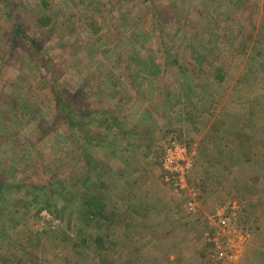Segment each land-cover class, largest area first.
<instances>
[{"label": "rangeland", "instance_id": "1", "mask_svg": "<svg viewBox=\"0 0 264 264\" xmlns=\"http://www.w3.org/2000/svg\"><path fill=\"white\" fill-rule=\"evenodd\" d=\"M172 137L188 192L164 179ZM7 176L0 264H264V0H0ZM79 191L99 225L60 212Z\"/></svg>", "mask_w": 264, "mask_h": 264}, {"label": "trees", "instance_id": "2", "mask_svg": "<svg viewBox=\"0 0 264 264\" xmlns=\"http://www.w3.org/2000/svg\"><path fill=\"white\" fill-rule=\"evenodd\" d=\"M42 4H45L44 1H42ZM51 20L50 18L44 17L39 21V26L41 27V29L43 28H47L50 26ZM14 31H13V39L12 41H18L19 39L24 38V40L26 41V43H28L30 45V47L33 49L34 52L38 53L39 50L42 49L41 45L38 43L36 37L32 36V37H28L26 36L23 30V27L19 24V22H16L14 25ZM48 29V28H47ZM152 69H154L155 71H157V68L155 65H151ZM57 105H59L60 108H62V110L67 107L69 110L72 108L71 107V103L68 100H61L59 98V100L57 99ZM79 114V113H78ZM80 116H87V112L84 113H80ZM117 119V118H116ZM102 125H105L106 122L105 121H99ZM13 183H12V178L10 176H7L2 178L0 180V193L6 192L10 187H12ZM86 194V191H82V192H78V194L76 193H72L69 194L71 195V198L69 200V202H66L62 209H60V212L63 213V211L65 210H70L71 204L75 203V200L77 201V207H76V211L77 214L74 218L75 223H77V225L80 224V226H82L84 229H88L92 224H96L99 225L100 221L97 219L100 218L101 216H103V211L105 209V203L103 202V200H101L100 197H96L95 195H90L89 197ZM39 198V196H38ZM53 200V198L48 197L47 198V203L45 204L44 207L39 208V210L33 215L35 216L40 210L42 209H46L47 211H51V204H49L51 201ZM63 210V211H62ZM72 216V215H70ZM69 216V217H70ZM76 226L75 229H77L78 227ZM77 234H78V241L80 243V245L83 246V248L85 247H90L91 245L93 246L94 244V248L97 249L95 251H103V247H105V242H104V238L100 237V236H95L93 237L94 239L92 240V238H90V243H88V237L84 236V234H81V232H79L77 230ZM81 239H80V237ZM68 239V237H66Z\"/></svg>", "mask_w": 264, "mask_h": 264}, {"label": "built area", "instance_id": "3", "mask_svg": "<svg viewBox=\"0 0 264 264\" xmlns=\"http://www.w3.org/2000/svg\"><path fill=\"white\" fill-rule=\"evenodd\" d=\"M171 148L169 147L168 153L164 154L161 160V167L164 171V179L165 182L170 181L172 182L176 192H188V187L186 185V176L190 170L189 166V160L185 157H182L181 159H176L175 155L176 152L180 151V148L177 146V142L174 139V137L171 138L170 141ZM184 153V152H183ZM189 200L186 204V207L192 212H195V199L194 195L192 193H188ZM230 214L232 215L233 212L230 210ZM217 223L224 227L227 226L228 223H230V219H219ZM214 242V240L212 241ZM218 253V256H222L221 250H216ZM230 261H235V258L230 257Z\"/></svg>", "mask_w": 264, "mask_h": 264}, {"label": "crops", "instance_id": "4", "mask_svg": "<svg viewBox=\"0 0 264 264\" xmlns=\"http://www.w3.org/2000/svg\"><path fill=\"white\" fill-rule=\"evenodd\" d=\"M251 242H252V240H251ZM253 251H254V247H253V245L251 243L250 246L245 249L244 259L247 258V257H250V254L253 253Z\"/></svg>", "mask_w": 264, "mask_h": 264}]
</instances>
